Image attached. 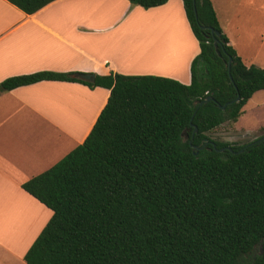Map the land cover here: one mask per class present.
Wrapping results in <instances>:
<instances>
[{"label":"trees","instance_id":"obj_1","mask_svg":"<svg viewBox=\"0 0 264 264\" xmlns=\"http://www.w3.org/2000/svg\"><path fill=\"white\" fill-rule=\"evenodd\" d=\"M8 1L32 14L55 0ZM129 1L149 9L169 0ZM183 2L201 48L190 84L50 71L0 83V94L45 80L110 90L85 141L22 185L53 210L28 264H264V136L238 146L207 135L264 90V68L229 45L211 0Z\"/></svg>","mask_w":264,"mask_h":264},{"label":"crops","instance_id":"obj_2","mask_svg":"<svg viewBox=\"0 0 264 264\" xmlns=\"http://www.w3.org/2000/svg\"><path fill=\"white\" fill-rule=\"evenodd\" d=\"M211 1L229 45L246 65L264 68V0ZM200 51L183 0L149 9L129 0H55L32 14L0 0V83L50 71L190 84ZM146 58L150 67L140 69ZM109 96L107 88L59 80L0 94V264H28L53 216L22 185L85 141Z\"/></svg>","mask_w":264,"mask_h":264},{"label":"rangeland","instance_id":"obj_3","mask_svg":"<svg viewBox=\"0 0 264 264\" xmlns=\"http://www.w3.org/2000/svg\"><path fill=\"white\" fill-rule=\"evenodd\" d=\"M151 37L150 35L147 36L148 42H150ZM149 67L150 63L146 58L140 69ZM207 135L214 140L229 142L238 146L248 144L264 136V90L253 95L236 121H225L216 129L208 132Z\"/></svg>","mask_w":264,"mask_h":264},{"label":"water","instance_id":"obj_4","mask_svg":"<svg viewBox=\"0 0 264 264\" xmlns=\"http://www.w3.org/2000/svg\"><path fill=\"white\" fill-rule=\"evenodd\" d=\"M194 2L196 3V0H194ZM212 32L215 33V30L212 29ZM215 45H216V47L218 46L217 39L215 41ZM219 55H221V53H219ZM231 61L232 60H230V62H229V69L231 67ZM74 77L77 78V79H80V80H84L86 82H92V83L96 82V74H94V73H75L74 74ZM240 99H241V96L239 95L236 98V100H234V102H238V101H240ZM212 100H214V98L212 96H209L205 100H203L201 102V104L208 103V102H210ZM217 105H218V107H220L222 109H226V107H227L228 104L222 105L220 103H217ZM191 125H193V122L192 121H191ZM197 131H198V128L196 127L195 128V132H197ZM191 144H192V142H191ZM213 145H214L215 148H217V146H216L215 143H213ZM227 149L233 151V149L231 147H227ZM224 150H225V148L218 149V151H224ZM241 151H243V150H241ZM260 253L262 254L263 253V250H261Z\"/></svg>","mask_w":264,"mask_h":264},{"label":"flooded vegetation","instance_id":"obj_5","mask_svg":"<svg viewBox=\"0 0 264 264\" xmlns=\"http://www.w3.org/2000/svg\"><path fill=\"white\" fill-rule=\"evenodd\" d=\"M205 140H206V142H208V139L207 138Z\"/></svg>","mask_w":264,"mask_h":264}]
</instances>
